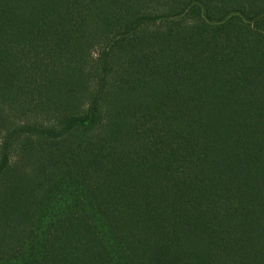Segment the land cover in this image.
Masks as SVG:
<instances>
[{
	"label": "trees",
	"instance_id": "trees-1",
	"mask_svg": "<svg viewBox=\"0 0 264 264\" xmlns=\"http://www.w3.org/2000/svg\"><path fill=\"white\" fill-rule=\"evenodd\" d=\"M0 264H264V0H0Z\"/></svg>",
	"mask_w": 264,
	"mask_h": 264
}]
</instances>
